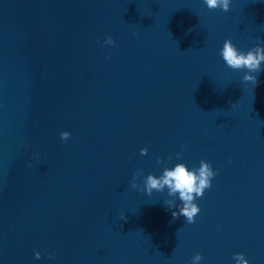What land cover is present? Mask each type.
Here are the masks:
<instances>
[{"label":"water","instance_id":"obj_1","mask_svg":"<svg viewBox=\"0 0 264 264\" xmlns=\"http://www.w3.org/2000/svg\"><path fill=\"white\" fill-rule=\"evenodd\" d=\"M227 39L264 47V0H0V264H264V72ZM201 160L194 224L131 188Z\"/></svg>","mask_w":264,"mask_h":264},{"label":"clouds","instance_id":"obj_2","mask_svg":"<svg viewBox=\"0 0 264 264\" xmlns=\"http://www.w3.org/2000/svg\"><path fill=\"white\" fill-rule=\"evenodd\" d=\"M209 10H222L227 13L231 11L232 0H203ZM138 35V34H137ZM106 45H115L112 37H108L105 42ZM220 56L226 65L237 71L247 70L243 76L245 84L253 85V91L258 86V74L264 72L261 65L264 64V47L256 46L247 52H242L237 49L231 39L225 40ZM61 139L67 142L71 138L70 132H62ZM186 147V146H185ZM148 148L141 149L140 155L147 156ZM176 159H181V154H177ZM172 156H169L168 162H171ZM231 163V161H229ZM157 164L163 165L165 161L157 158ZM31 167V165H29ZM218 175V172L213 170L210 162L201 160L198 168L189 170L186 164L178 163L174 168L165 167L163 173L159 178L154 174L144 176L143 170H137L133 173L131 188L140 192H146L151 197L154 192L163 193L166 189L168 196L172 199L166 200L164 203L169 209H177L172 211L173 220L179 219L181 216L186 218L188 224L196 222L197 215L201 212L200 207L195 202L198 198H203L205 191L212 187V181ZM141 177L143 183H137ZM178 197L181 202L179 205L176 203ZM120 220L127 221V217L123 214L120 215ZM35 258L40 259L41 253L36 252ZM50 258L51 255H50ZM233 259L237 264H249L244 254H235ZM203 256L197 253L192 258V264H201Z\"/></svg>","mask_w":264,"mask_h":264}]
</instances>
